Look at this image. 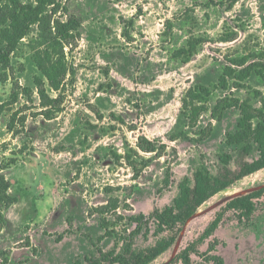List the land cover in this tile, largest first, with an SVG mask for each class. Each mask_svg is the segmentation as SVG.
Returning a JSON list of instances; mask_svg holds the SVG:
<instances>
[{
    "label": "rangeland",
    "instance_id": "1",
    "mask_svg": "<svg viewBox=\"0 0 264 264\" xmlns=\"http://www.w3.org/2000/svg\"><path fill=\"white\" fill-rule=\"evenodd\" d=\"M17 1L18 6L35 4L34 0ZM230 2L63 0L56 14L50 12L53 7L47 9L51 27L73 17L81 28L71 46L64 48L69 72L59 97L62 112L51 120L40 115L33 84L40 75L31 50L38 25L20 41L8 63L0 65V106L4 105L0 171L10 184L8 194L17 199L2 210L5 225L0 232V264L83 263L84 256L97 255L94 244L103 251L115 248L121 252L135 228L126 218L149 217L170 205L180 181L184 177L192 180L200 165L217 176L222 170L220 156L229 154L231 170L238 169L237 150L225 144L226 133L235 131L238 111L226 109L218 120L211 109L224 99H247L254 108L260 103L248 90L230 84L225 91L213 92L208 111L196 127L189 126L182 106L190 88L215 84L228 60L254 55L250 61H264V0H238L232 7ZM14 9L0 2V29ZM129 22L131 27L126 25ZM229 33L233 34L230 41H221ZM190 37L205 42L183 64L174 53ZM246 84L264 95V82L256 77ZM23 88L31 91L30 97L22 94ZM13 91L20 94L15 102ZM96 112L102 114L101 121ZM14 113L18 115L12 126ZM111 113L125 125L111 119ZM179 132L190 140L171 141ZM140 136L161 141L167 149L159 155L140 153L150 164L134 181L124 160L117 163L112 154L123 157L126 146L136 149ZM255 157L253 153L246 161ZM167 169L171 184L160 193ZM261 188L264 170L213 196L184 225L175 247L150 264L169 263L197 240L228 200ZM254 202L255 212L249 220L226 212L213 236L198 245V253L211 256L207 249L214 243L212 255L223 264H264V195ZM102 220L112 224L109 230L114 233L99 242L105 233ZM145 227L149 229L147 238L142 234L133 238L135 252L152 248L158 240L152 219ZM190 259V264H213L196 255Z\"/></svg>",
    "mask_w": 264,
    "mask_h": 264
},
{
    "label": "trees",
    "instance_id": "2",
    "mask_svg": "<svg viewBox=\"0 0 264 264\" xmlns=\"http://www.w3.org/2000/svg\"><path fill=\"white\" fill-rule=\"evenodd\" d=\"M62 1L34 0V5L18 6L17 0H0V2L11 4L17 8L12 10L2 22L3 28L0 29V65L8 63L10 54L16 49L20 41L29 34L34 25H38V38L31 50L33 53L32 61L38 68L40 75L34 77L33 84L39 100L40 115L47 120L53 119L62 112V102L59 97L69 72L64 48L65 46H71L79 36L81 28V22L73 17L65 22H55L53 27L50 26L47 9L53 7L50 12L56 14ZM237 1L231 0L229 7H232ZM126 25L131 27L132 22ZM126 33L124 29V34ZM232 35L230 33L224 34L221 37V41L229 42ZM204 42L205 39L203 38L190 37L186 44L174 53V58L179 59L183 64H187ZM251 58H254V55L228 60V65L222 68L215 84H197L193 86L188 90L182 102L183 113L191 127H196L201 115L208 111L207 104L213 92L216 90L225 91L230 84L240 89L248 90L252 98L260 103L258 108H254L247 99L243 101L237 99L226 101L224 99L217 102L211 109L212 115L218 120H220L226 109L234 108L238 111L239 117L235 131L225 135V144L237 150L236 162L238 163V169L235 171L231 170L232 157L229 154L220 156L222 170L217 176H212L204 165H200L194 171L192 180L184 177L180 181L178 184V195L172 200L170 205L160 211H154L149 217L139 214L126 218L127 223L135 225V228L127 235V243L124 244L121 252L117 253L115 248L103 251L94 244L97 255H86L83 258V263L78 261L76 264H150L159 256L175 247L184 225L198 212V209L204 203L216 194L225 191L234 183L264 170V95L259 91H251L246 84L251 77H256L261 82H264V61H250ZM103 75L107 77L108 73L104 72ZM45 83L57 95L56 98L50 96ZM21 91L25 97H30L31 91L28 88H23ZM19 95L17 91H13L11 99H14L15 102ZM3 111L4 105H1L0 115ZM17 115V113H14L11 125L14 116ZM95 116L98 121L103 119L102 114L99 112H96ZM109 117L119 124L125 125V121L121 117L115 116L113 113L109 114ZM170 140L189 141L190 138L186 133L179 132L173 134ZM166 149L167 146L161 141L149 140L145 136H140L136 142V149L126 146L123 157L116 153H113L112 156L117 163L122 159L124 160L132 171L135 181L150 164V159L143 158L140 153L159 155L164 153ZM253 153H256V157L249 162L246 161V158L252 156ZM11 161L13 162V160ZM170 184L171 171L167 169L160 193L168 190ZM9 188V182L0 171V232L5 225L2 210L17 202L15 197H11L8 194ZM262 195H264V188L228 200L216 212L213 220L206 226L197 240L179 251L167 264L177 262L190 264L191 255L198 256L206 263L212 261L213 264H223L221 258L212 255L216 249L214 243L208 245L207 253L211 254V256L207 257L198 253V245L203 244L204 241L213 236L221 224L224 214L228 211L235 212L239 218L249 220L255 212L254 200ZM102 210L107 211V208L103 207ZM149 219L153 221V234L158 237V240L152 248L135 252L131 249L133 238L140 234L144 238L148 237L149 229L145 226ZM117 220H122V218L118 217ZM101 226L105 233L98 238L99 242L105 237H112L111 235L114 233L109 230L112 224L106 222V220L101 221Z\"/></svg>",
    "mask_w": 264,
    "mask_h": 264
}]
</instances>
